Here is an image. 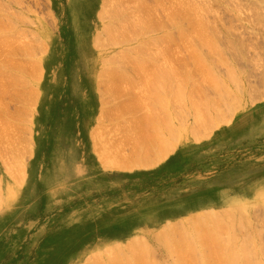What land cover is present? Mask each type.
I'll return each mask as SVG.
<instances>
[{"label":"rangeland","instance_id":"374dc122","mask_svg":"<svg viewBox=\"0 0 264 264\" xmlns=\"http://www.w3.org/2000/svg\"><path fill=\"white\" fill-rule=\"evenodd\" d=\"M144 1L148 3L151 2L150 0ZM193 1H196V3L199 1L201 4L205 1L203 4L204 6H200L202 8L206 6L204 8L205 10H208V8L211 9L212 7V10L205 11L206 13L208 12L206 17H204L205 13L203 11L201 15L203 14L202 18L205 20L204 22L207 21L214 27L217 26V29H221L217 31V29H212L213 27H211V25L210 27H207L209 32L211 30L210 33L207 32L216 36L212 38V35H209L211 40L214 41L215 39L217 45L216 48H212V51L209 50L210 47L207 49V46L203 45V43V48L201 47L202 45L200 46L199 41H196V37L201 38L199 35L200 33L197 31V24H193V29H190V35L187 30L186 32L188 34L183 37H180L177 30L174 29V35L177 42L174 40L171 42L173 44L169 46V49L173 50V52L171 51L172 53L170 52L171 56L174 55L172 56V60L175 59L171 64L172 66L175 64L172 69L178 67L177 69L179 71L183 70L184 76L182 78H179L176 73L174 74L179 79H187L186 89L187 92L191 91V93H187V98H190L189 96L192 95V99L195 98L197 100H192L190 98L192 102L195 100L193 104L187 99L189 101L188 105L187 107H184L187 110H177L179 112H177L175 108L177 107L181 109L182 106L179 105L180 103H173L174 110L177 113H181L178 114V116H175V118V114L173 113L177 130L175 133L177 134L174 132L171 133L170 131V134L168 131L165 133L167 141L169 140L170 142H173V150L170 148L171 151L166 150L167 153L162 152L163 154H158L156 153L158 148L155 150L152 149L154 146L151 147V144H149L150 146L144 144V147H151L150 154L152 151V153L155 152V156L154 154H151V156L153 155V159L157 156V158L154 160L152 159V161L148 160L149 162L147 165V162H145V164H138L137 162L140 161L139 158L135 159L136 161H133L134 157H131L130 154H132V150L135 149V146L133 147V144L130 141V133L128 132L129 134H127V129L129 126H133L131 124L134 123H131L130 121L134 118V121L137 122L147 113L148 110L147 107V110L144 108L146 105H141L142 107L139 105L136 107L133 104L136 98H138L137 100L141 99L140 95L143 93L141 92L140 94V91H143L142 89L144 85L141 86L140 83L145 84L143 81L145 78L141 80L143 82H139L141 75L140 77L139 75L137 76L139 78L135 75L133 78L135 79L136 84L133 82L131 85L129 81V83L125 82L126 84H124L122 81L118 80L119 74L122 73L118 70L119 74H117L118 72L116 71V74L118 75V77H116L117 75L114 72V74H112V70L109 69L111 66H115L113 70L118 67V69L121 68L120 70L123 71L125 68V71H127L126 73H131L132 75L134 72H132L131 69H133L134 66L136 67V64L132 65L134 62H127L131 63V66H125L127 63L123 62L125 65L122 66L125 67H120L122 64L120 58L119 62L121 64L117 62L118 60L116 62L119 65L114 64V62L112 63L121 47L110 44L108 40L109 33L105 35L106 31L105 28H103L104 26L106 27L109 22V19L106 18L108 16L103 15L105 12L104 8H106L109 1L81 0L78 5H80L82 11H80V15L78 14L77 21L75 22L73 12L70 10L71 0H0V5L4 7L0 6V8H3L0 9V17H3L4 15L3 18H0V21L3 22L0 23V26H3L6 21L5 25H7V28L8 26L11 27V33H13L12 35H14L15 38L18 36L20 40L21 37L26 35L25 39H27L23 40L24 38H21L20 41L27 42L28 40L26 43L27 45L33 43L34 45L32 44L33 46L31 47H37L38 44L40 47L42 45L43 49H38V46V50H35L36 47H34V53H37V55L32 56V48L30 47L31 49H28L25 47L24 49L27 48L28 50H25L27 52H25V54L31 53L28 56L23 53V47L24 45L26 46V44H23V47L21 45L23 50L20 51L21 48L17 46L22 44V42H18L19 44L16 43V47L14 45L13 48L15 47L14 50L20 48V50L17 49L15 52L13 49H9L11 47L8 45H11L8 40H11V37L13 38L12 35L9 38L7 37L8 44H5L8 45L9 48H3L5 46H2L3 43L0 45V48H2L0 49V52L3 59L6 57L8 59L9 54H7V52H10L11 54V51H13L11 61H8V64L5 61V64H7L6 66L9 65V62H13L14 66L17 65V68L22 65L25 66L26 69L22 66L21 68L31 70L29 72H32L36 65L34 63L35 65L33 66L32 62L37 60L39 65L43 68L41 77L39 76L38 78L37 76L36 78V76L33 75L35 79L32 78L34 72L30 74L27 71L29 74L28 76L25 74L27 73L26 71H19L21 68H18L19 73H22L25 78V84L26 81H29L31 84L28 82L29 85L26 84L27 87L24 85L21 87L19 86V84H21V81L19 80L20 83L18 84L19 87L17 86V89L12 86L10 88H14V90H8L12 93L5 92L4 90L5 94L3 92V96L1 97L0 95V104L2 103V105H0V110L3 108L0 111V117L3 116L7 118H3L4 120H2V122L8 120L6 122L8 123L11 121L8 123L9 126L5 129L0 121V264H86L89 263V261L92 262H90V264H93V261L94 264H100L101 261H98L102 260L100 259L101 257L105 259V261L104 259L102 260L104 261L103 264L112 263L114 259H116L114 264L121 263L124 261H122L124 255L122 258V255H118V258L117 254H123V251L128 253L130 250L128 251V249H126L127 243L130 241V238L132 239L136 236L139 238L142 236L140 238L142 239L141 241L147 240L148 242H146V245H148L149 248L147 247L145 250L146 256L143 255L144 258L147 257L148 260L149 255L150 257L151 255H155L158 257L154 256L156 259L153 258L155 261L157 260L159 264H165L166 262V264H174V260L178 258V255H175L176 253L174 254L172 252H175L177 247H171L170 250V248H168L170 245H165L161 240L166 236L165 234L162 235V232L164 233L168 231L169 234V230L172 228H167V225H170L171 227L172 225H176V228L182 225L181 230L180 227L179 230H172L169 234L170 236H173V234L175 235L176 233L175 236H177L178 231H187L188 228H192L191 217L193 218L194 215L198 217L200 214H203V211L205 214L207 211H210V209L218 211L219 213H226L228 211L230 213L238 212L240 209H245V212L247 211L248 214L246 215L248 216L247 218H250L249 221L252 219V221H254L252 222L253 225L250 224L251 231H253L254 228L258 231L261 230L254 233V235L259 233L258 235H255L256 243L258 242L257 246L259 248V245H261L262 248L264 247V1L249 0L250 2H245V4L243 2L245 0H209L212 3H209L208 0H203V2H201L202 0ZM240 2L242 5L244 4V6L249 4L247 6L254 8V10L251 9V11L246 6L247 8H244L247 11L244 9L242 12L243 6L241 9V6L238 5L239 8L237 7V4ZM253 2L254 4L255 2L257 3L255 5L256 7L253 6ZM127 3L131 7L135 4L129 2V0L126 2V5ZM131 3L133 5H131ZM250 3L252 4V7ZM5 7H7L8 10L7 8L5 9ZM236 7L243 13H240L238 10L241 17L236 13ZM101 9H104L103 13H100ZM209 11L212 12L209 13ZM98 13L104 16V18L101 19V16ZM257 14L259 16L261 15V17ZM7 16L13 21L12 23ZM23 16L31 21L28 22L22 20L24 18ZM245 19L247 20L245 21ZM21 21H24V23ZM211 21L214 23H211ZM8 22L11 24H7ZM16 23L17 26L13 27ZM105 23L107 24L105 25ZM184 24L186 25L185 22H183V25ZM5 27L6 26H4V28ZM22 30H26V33ZM27 31H29V33ZM14 33L17 35L15 36ZM20 34L21 37L19 36ZM99 35L104 38L102 39V42L103 44L106 43V45L100 46L102 45L100 38L98 39L100 45H97V42H92V48L83 44L84 40L92 39L93 41L96 40V36ZM8 36H10V34ZM107 40L108 42H106ZM11 42L14 44L15 40H11ZM39 42L43 44H39ZM233 43L234 47L238 45L244 50L242 51L244 52V55L242 54L243 58L237 49H234L229 45H233ZM213 44L215 45L216 43ZM195 45L198 46L199 53H197L198 51L196 50ZM218 45L221 48H218ZM99 46L103 48L101 49ZM8 49L9 51H7ZM2 50L3 52L5 50L7 51L6 53H3L4 56L7 55L6 57L2 55ZM191 50H195V52L197 51V54L195 55V52H191ZM221 50H223V56ZM117 51L118 53H116ZM218 51L220 52L216 54L215 52ZM17 52L20 54H17ZM50 52L55 53L56 61L47 71L44 62L47 54ZM190 52L191 54L193 53L194 56L199 54L200 57H202V54L204 60H206L203 61L205 65L204 63L199 64V62H201L200 59L203 60V58L200 57V59L197 57V64L195 63L197 60L196 58L195 60L191 59L193 62L190 61V56H192ZM13 53H16L17 55H14ZM91 53L93 54L91 65L94 71V76H92L93 73L90 76L86 67L87 56ZM110 54L113 55V58L110 57ZM218 54H221V60H225L224 62L219 61L220 59L218 60L217 57L216 61L218 60V62L213 61L215 55L220 57ZM11 56L9 58H11ZM107 56L112 60L111 63ZM194 56H192V58ZM206 56L210 57L207 58ZM2 58L0 59L2 60ZM105 59L109 62L105 61L104 64L102 61ZM247 59H249V62L246 61ZM185 60L189 61L187 62L189 65ZM18 62H21V65ZM149 63L151 65V62H147V64ZM24 64L32 66H26ZM206 64H209L207 67H212L209 71L207 70L209 75L212 74L211 77L215 76L213 71L221 77L220 79L219 76L212 78L214 79V81L211 82L212 84L207 81L209 78L207 71L206 73L205 71L203 72V68L207 69V67H205ZM3 65L4 63L2 64L0 62V70L2 69L1 71L5 72H0V77L3 79H0V83L6 82L11 71L14 72L17 69L16 66V69L12 68L11 70L8 67L5 69L6 66ZM146 65L144 63L145 68L150 67L149 69L151 70V66L147 65L146 67ZM29 67H32V69ZM106 67H109V70L105 71V73L111 72L110 74L116 81L113 80L112 77L110 79L111 81L108 79L110 78L108 76H106L107 80L103 79L105 77H100V73L102 72H100L101 68L106 69ZM179 67L181 69H179ZM177 69L175 72L178 73ZM234 69V72L237 75H231V73L234 74ZM210 70H212V73H210ZM125 71L123 72L125 73ZM15 72H17V70ZM185 72H188L186 77ZM191 72L193 73L192 75ZM183 74L182 72L181 74L178 73V75ZM227 74H229L228 77L230 80L235 79L236 81H239V83L235 82L236 84L238 83V85L235 83L233 84L230 80L228 81V79L225 78L227 77ZM45 75L48 76L46 80L47 82H45L47 91L41 96L40 83ZM97 75H99V77ZM113 75H115V77ZM102 76H104V74H102ZM149 76L153 78L154 75L152 76L151 74ZM236 76H238V78ZM142 77H145V75ZM217 78L218 81H216H222V84L215 82V79ZM175 79L177 78L175 77ZM175 79L174 82H177ZM117 81L120 83H117L119 87L116 86ZM137 81L141 88L139 85L137 86ZM180 81L175 83L174 86ZM194 81H197L195 82L196 85L194 84ZM223 81H225V87H223ZM105 84H109L110 86L115 84L114 86H109L108 88L110 89L107 88L111 93L106 90L107 86ZM191 84L195 87L197 86V88L192 87ZM213 84L216 88L218 87V89H221L222 87L224 91L219 89L217 92L216 88L213 87ZM3 85L5 84L3 83L2 86ZM227 85L232 90H230ZM28 86L30 88H28ZM31 86H35L33 89H37V96L36 99L34 96V99L32 98L33 100H29V102L27 101V98L23 99L24 96H19L18 92H22L24 89L28 92L27 90L31 89ZM236 87H238L237 90ZM189 88H195L193 91L200 90V92L195 91V94V92L189 90ZM213 88H215L214 91ZM1 90L2 89H0V91ZM112 90L115 92H112ZM119 90H123V93H120ZM201 91L203 92L204 98H206V96L209 98L206 102L207 105L204 103V105H197L196 103V101L201 102L204 99L201 95ZM13 92L14 94L17 92L15 96ZM118 92L120 94H118ZM197 93L200 95L198 96ZM240 93L243 94V96ZM218 94L225 96L227 98L226 101L228 100L227 103L225 101L223 102V100H225V97H223L221 102L222 105H218L219 107H217L212 101V99L216 101L218 100ZM226 94H229V96L232 95L231 98L229 99ZM153 95L152 98L154 97ZM250 96L251 98H249ZM198 97H201L202 100L200 99V101ZM221 98L222 97L219 99L221 100ZM127 99L131 102H128ZM24 100L26 101L25 104ZM101 100L106 102H102ZM205 100L203 102H205ZM27 103L28 105H26ZM123 103L124 105H122ZM210 104L213 106L215 105L217 109H220V107L223 110L226 109L224 111L221 109L219 110V112H224L222 113L224 116L221 120L219 119L221 114L219 115V112L215 110V108H212L213 106L210 107ZM228 104L230 108L224 106ZM116 105L120 106L118 111L116 108L118 106ZM201 105H206L208 108H200ZM108 106L111 108L109 109ZM102 107L104 108L102 109ZM124 107L129 109L126 110ZM121 108L124 111L121 110ZM210 108L214 109L215 112ZM197 109L199 110L200 116L202 115V118L213 115V117L206 118V121L213 123L212 126L210 125V128H207V125L203 127V124H206V121H204V123L202 122L203 120H200L203 124L198 121L201 126H199L197 121H192V116L196 118L194 115L196 113L194 112L193 114L191 110L197 111ZM100 110H102V112ZM210 110L214 113H211ZM184 111L187 112L184 113ZM189 111L190 116H188V118L187 115H189ZM205 111L208 113L206 114ZM128 112L131 113H129L131 116ZM216 112L220 117H216ZM184 114L186 115V118H182L188 122L186 124L185 121L182 120L183 124H181L180 127V121L177 122L176 118L181 115L185 116ZM106 116H108V118ZM123 118L124 120H122ZM128 122L131 124L129 123L128 125ZM194 122L198 123V127H195L196 123ZM125 124L126 126H124ZM207 124L209 125V123ZM175 127L171 130L174 131ZM131 128L134 129V127ZM198 128L201 132L198 131ZM167 133L169 135H167ZM174 135L178 137H175V140L177 139L176 141L174 138L170 137H174ZM151 136L152 134L150 132V137ZM127 137H129V139H127ZM123 140L127 142L125 143ZM10 141L12 142L13 147L9 144L11 143ZM112 151H114L115 154H113ZM164 154L165 157H163ZM151 158L152 157L148 159L151 160ZM7 159H9L10 162ZM20 168L22 169L21 172ZM254 209L255 211H253ZM72 223H74V225ZM178 223L182 224L178 225ZM161 229H165V231H162ZM257 236L261 239H258ZM155 238L160 239L158 240L160 242L158 243ZM258 240H260V244ZM118 243L119 247L122 245L121 248H117ZM140 246H142V244H139L137 247L141 248ZM151 248H153L152 250L154 252ZM108 250L115 253L113 256V253H110L109 251L113 258L108 255L109 253L107 252H104V254H107L106 256L103 254V251ZM118 251L119 253H117ZM145 251L143 253H145ZM128 254H125L127 262L131 259V254ZM95 255L99 257L101 255L99 260L97 259L98 257L95 258ZM170 255L175 259H171ZM92 256L97 259L96 262L95 259L93 260ZM168 260L173 263H169ZM160 261L162 263H160Z\"/></svg>","mask_w":264,"mask_h":264},{"label":"bare ground","instance_id":"6f19581e","mask_svg":"<svg viewBox=\"0 0 264 264\" xmlns=\"http://www.w3.org/2000/svg\"><path fill=\"white\" fill-rule=\"evenodd\" d=\"M81 0H71V2H70V6H71V8H70V10L73 12V16H74V19H75V22L77 21V16H78V14L80 13V11H82L81 9H80V5H78L79 4V2H80ZM109 1V3L107 4V6H106V8H104L105 9V12H104V14L103 15H107L108 17H106V18H108L109 19V22H108V24L107 23H105V25H106V27L104 26L103 28H105V35L107 34V33H109L108 35H109V37H108V40H109V42H110V44H114V45H116V46H120L121 47V49L120 50H118L119 51V53H118V51L116 52V53H118L116 56H115V58H114V61H112L111 59H110V57L111 58H113L112 56L113 55H111L109 58H108V56H107V58L108 59H110L109 61H110V63H111V61H112V63L114 62V64H117V62L118 63H120L119 62V58H120V61L122 62V64L120 65V67L122 66V65H125V63H127V62H134V64L132 63V65H135L136 64V67L134 66V68L133 69H131L132 70V72H134L132 75H131V73H126L127 71H125V66H131V63H127L124 67L122 66V68H124L123 69V71H125V73L123 72V71H121L120 69H118V67H116V69H114L113 70V68L115 67H113V66H111L109 69L110 70H112V74H116L117 72H118V70H119V72L120 73H122V74H119V72L117 73V74H119V78H118V80L119 81H122V83H124V84H126L128 81L131 83V85H132V83L134 82L135 84H136V82H135V79L133 78V76H135L136 75V77L139 75V77H140V75H141V77H140V80L139 79H136V80H139V82L143 79V78H145L143 81H144V83L145 84H143V83H140L141 84V86H143V91H140V94H141V92L143 93L142 95H140L141 96V99L140 100H137L138 98H136V97H134V98H136L134 101V105L136 106V107H138L139 105L141 106V105H146L144 108L146 109V107H147V113L142 117V118H140L138 121H137V119H136V121L137 122H135L134 121V118H133V120H131L130 122L132 123V122H134L135 124H137V125H135L134 123H130V122H128V125H129V123L131 124V125H133V126H131V127H134V129L133 128H131L130 126H129V128L127 129V134H129L130 133V136L129 135H127L126 133V135L127 136H129L130 137V141L132 142V144H133V147L135 148V149H133L132 150V154H130V156L131 157H134V159L133 158H131V159H133V161L135 160V159H140V161L139 162H137L138 164L140 163V164H145V162H147L146 164L148 165V162L149 161H152V159H153V155L151 156V154H154V156H155V152L154 153H152L151 152V154H150V149H151V147H153L154 146V148H152V149H157L158 150V152H157V150H156V153H158V154H161L162 152L164 153H167V151L168 150H170V148H172V150H173V142L171 141H167V138H166V132L168 131V133L170 134V132L172 133V132H174L175 133V131L177 132V130H176V127H175V121H174V118H175V116H178V114H181V113H177V112H179V111H177V110H181L182 111V109L183 110H187L186 108H184V107H187V105H188V102L189 101H191L192 102V100L193 99H195V98H193L192 99V95H190L189 97L192 99H190V98H187L188 96H187V93H191V91H189V90H192L193 91V89H195V88H197V86L195 87V86H193V84H191L192 85V87H195V88H189V92H187V89H186V80H184L185 78H183V80L182 79H179V78H182L183 76H184V74H183V70L181 71H179L177 68L178 67H176V69L178 70V73L179 74H181V72H182V74L183 75H178V73L177 72H175V70L176 69H174V71H173V69H172V67L175 65V64H173V66L171 65L172 64V62H174V60H172L173 58H172V56H174V55H172L171 56V54H170V52L172 51L173 52V50L172 49H169V46L171 45V44H173V43H171V42H173L174 40L176 41V38H175V35H174V29H176L177 30V32H178V35L180 36V37H183V36H185V35H187L188 33L186 32L187 30H188V32H189V35H190V29H193V24H197V26H198V29H197V31H198V33H200L199 35L201 36V38L200 37H196V41H199V43H200V46L202 45V43H203V45H206L207 46V49L209 48V50L210 51H212V48H216V45H217V42L215 41V39H214V41L213 40H211V38H210V36L209 35H212L211 37L212 38H214V37H216L215 35H213V34H209L210 32H211V30H210V32H209V29L207 28V27H210V25L211 24H209V22H204L205 20H203V14L201 15V13H202V11L205 13V16L204 17H206V15H208V12L206 13L205 11L207 10H205L204 8L206 7H204V8H202V7H200L201 5L202 6H204L203 4H204V2H203V0L201 1V2H203L202 4L201 3H199V1L196 3V1L194 2L193 0H150L151 2V4L150 3H148V2H146V1H144V0H132V1H130L129 0V2H133V3H135L134 5L131 3V5H133L132 7L131 6H129L128 5V3H127V5H126V2H128V0H108ZM141 1H143V2H141ZM148 1V0H147ZM209 1V0H208ZM211 1H213V0H211ZM249 0H245V1H243L244 2V4H245V2L247 3ZM252 1V0H251ZM264 1V0H263ZM217 2V1H216ZM239 2V1H238ZM242 2V1H241ZM240 2V3H241ZM242 2V3H243ZM250 2V1H249ZM248 2V3H249ZM199 3V4H198ZM208 3V2H207ZM207 3H205V4H207ZM209 3H212V2H210L209 1ZM214 3V2H213ZM237 4V7L239 8V6H241L240 7V9L242 8V6H243V8H242V12L244 11V7H246L247 5H249V4H246L245 6H244V4L242 5V3L241 4ZM1 4V3H0ZM251 4V3H250ZM252 4H254V2L252 3ZM252 4H251V7H252ZM257 3L255 2V4L253 5V6H255ZM210 5V4H209ZM212 5H214V4H212ZM211 5V6H212ZM235 5V4H234ZM239 5V6H238ZM258 5H259V2H258ZM261 5V4H260ZM0 6H2V5H0ZM262 6V5H261ZM3 7V6H2ZM1 7V8H2ZM235 8V9H237V14H238V16H240L241 17V15L238 13V10H239V12L240 13H242L241 11H240V9H238V8ZM248 7V6H247ZM246 7V8H247ZM256 7V6H255ZM260 7V6H259ZM258 7V8H259ZM0 8V9H1ZM4 8V7H3ZM2 8V9H3ZM7 7H5V9H6ZM10 8V7H9ZM13 9V8H12ZM103 9V10H104ZM204 9V10H203ZM248 9H253L254 10V8H250V6L248 7ZM260 9V8H259ZM7 10H8V8H7ZM14 10V9H13ZM102 10V9H101ZM100 10V13L102 12L103 13V10L101 11ZM208 10H212V7H211V9H209L208 8ZM207 10V11H208ZM250 10H249V12H250ZM235 11V10H234ZM245 11H247L246 9H245ZM252 11V10H251ZM257 11V10H256ZM262 11V10H261ZM14 12V11H13ZM12 12V13H13ZM212 12V11H211ZM210 11H209V13H211ZM255 12V11H254ZM11 13V12H10ZM15 13V12H14ZM100 13H98L99 15H100ZM251 13V12H250ZM256 13H258V12H256ZM243 14V13H242ZM244 14H245V12H244ZM260 14V13H259ZM80 15V14H79ZM215 15V14H214ZM246 15V14H245ZM258 15V14H257ZM21 16H22V14H21ZM101 16V17H100ZM100 16H98V17H100L101 19L102 18H104V16H102V15H100ZM255 16V15H254ZM259 16V15H258ZM3 17H4V15H3ZM3 17H0V18H3ZM8 17V16H7ZM13 17H14V15H13ZM18 17V16H17ZM20 17V16H19ZM24 18L22 19V20H26V21H28V22H30L28 19H26V17L25 16H23ZM248 17V16H247ZM259 17H261V15L259 16ZM262 17H263V15H262ZM6 18V17H5ZM9 18V17H8ZM15 18V17H14ZM79 18V17H78ZM245 18V17H244ZM252 18V17H251ZM254 18V17H253ZM10 19V18H9ZM17 19V18H16ZM15 19V20H16ZM19 19V18H18ZM205 19V18H204ZM264 19V18H263ZM1 20H3V19H1ZM7 20V19H6ZM11 20V19H10ZM106 20V19H105ZM104 20V21H105ZM203 20V21H202ZM207 20V19H206ZM247 19H245V21H246ZM20 21V20H19ZM24 21L22 22V23H24ZM100 21H103V20H100ZM210 21V20H209ZM249 21V20H248ZM251 21H252V19H251ZM11 23L13 22L12 20L10 21ZM10 22H8L7 24H11ZM33 22V21H32ZM183 22H185L186 23V25H187V27H186V25L184 24L183 25ZM213 21H211V23H212ZM254 22V21H253ZM261 22V21H260ZM0 23H3V22H1L0 21ZM5 23H6V21L4 22V25L2 26H0V45H2V43H3V45L2 46H4L5 44H8L7 42L8 41H10V43H11V45L10 44H8L9 45V47H11V48H9L8 47V45H5L3 48H5L6 47V49H7V47L9 48V49H13L14 50V48L16 47V43H18V42H22V41H20L21 40V38H24L23 40H26L25 39V36L24 37H21V34L19 35L21 38H20V40H19V37L18 36H16L17 34V30H16V33H14L15 34V36L18 38H15L14 37V35H12L13 33H11V31H12V29H11V27H9L8 26V28H7V25H5ZM15 23V22H14ZM34 23V22H33ZM214 23V22H213ZM257 23V22H256ZM31 24V23H30ZM249 24V23H248ZM259 24V23H258ZM13 25V24H12ZM11 25V26H12ZM250 25V24H249ZM248 25V26H249ZM4 26H6L5 28H4ZM16 27L17 26V23L16 24H14L13 25V27ZM103 26V25H102ZM197 26H196V28H197ZM216 26V25H215ZM2 27V28H1ZM211 27H213L212 29H217L216 27H214L213 25H211ZM258 27V26H257ZM7 28V29H6ZM10 28V29H9ZM20 28H22V27H20ZM255 28V27H254ZM19 29V28H18ZM208 29V30H207ZM21 30V29H20ZM218 30H221V29H217V31ZM19 31V30H18ZM22 31H24V30H22ZM26 31V30H25ZM24 31V32H25ZM209 33H208V32ZM28 33H29V31H27ZM102 32V31H101ZM221 32V31H220ZM20 33V32H19ZM26 33V32H25ZM31 33V32H30ZM102 33H104V32H102ZM193 33V32H192ZM208 33V34H207ZM212 33H213V31H212ZM10 34V36H8ZM196 34V33H195ZM218 34V33H217ZM11 35L13 36V38L11 37ZM23 35V34H22ZM95 35H97V34H95ZM27 36H28V34H27ZM195 36V35H194ZM196 36H197V34H196ZM9 37H11L10 39L11 40H15V42H14V44L11 42V40H8L7 41V39ZM98 37V38H97ZM179 37V38H180ZM220 37V36H219ZM29 38V37H28ZM101 39V42L103 41L102 39H104L103 37H101L100 35L99 36H96V40H98V39ZM202 39V40H200V39ZM18 40V41H17ZM96 40H93L92 41V39H86V40H84L83 41V44H86L88 47L90 46L91 48H92V44L95 42H97V45L99 44V40L98 41H96ZM108 40L106 41V42H108ZM184 40V39H183ZM17 41V42H16ZM105 41V40H104ZM237 41V40H236ZM27 42H28V40H27ZM26 41H23L22 42V44H19V46H17V47H20L21 48V50H20V48L18 49V50H20V51H22L25 47H27L28 49L31 47V46H33L32 44L30 45L29 43V45H27L26 43H27ZM30 42V41H29ZM93 42V43H92ZM100 42V43H101ZM112 42V43H111ZM177 42V41H176ZM41 42H39V44H40ZM92 43V44H91ZM105 43V42H104ZM213 43H216L215 45L213 44ZM23 44H26V46L24 45V47H23ZM41 44H43V43H41ZM198 44V43H197ZM238 44V43H237ZM15 45V47L13 48V46ZM21 45H22V47H23V49H22V47H21ZM44 45H46V44H44ZM97 45H95V46H97ZM100 45V44H99ZM104 45H106V43L105 44H103V42H102V45H100V46H104ZM203 45L201 46L202 48H203ZM214 45V46H213ZM220 45V44H219ZM218 45V46H219ZM232 48H234V49H237V51L239 52V54L241 53V56H242V54L244 55V52H242V51H244L243 49H241V47H239L238 45V47L237 46H235L234 47V43H233V45L232 44H229ZM1 46V47H2ZM39 46V47H38ZM94 46V45H93ZM99 46V48H101ZM174 46V45H173ZM197 45H195V48H196V50L198 51H196L197 53H199L200 51L198 50V46L196 47ZM199 46V47H200ZM206 46H205V48H206ZM217 46V47H218ZM34 47H36V46H34ZM34 47H31L32 48V50H33V48ZM37 47H38V49L39 48H41V50H43L42 49V45H41V47H40V45H38L37 44ZM37 47H36V49L35 50H38L37 49ZM107 47V46H106ZM114 47V46H113ZM194 47V46H193ZM27 48L26 49H24V54H25V50H27ZM30 48V49H31ZM47 48V47H46ZM98 48V47H97ZM103 48V47H102ZM101 48V49H102ZM116 48V47H115ZM192 48V47H191ZM218 48H221L220 46L218 47ZM230 48V47H229ZM0 49H2V48H0ZM9 49L7 50V51H9ZM17 49L16 50H14L15 52L17 51ZM111 49V48H110ZM109 49V50H110ZM192 49H194V48H192ZM233 49V50H234ZM31 50V52H33V54H31V53H28V54H25V55H37V53H34V51L35 50H33L32 51ZM228 50V49H227ZM6 50L4 51L5 53L7 52ZM28 51V50H27ZM108 51V50H107ZM120 51H121V53H120ZM204 51V50H203ZM222 51V56H223V50H221ZM246 51V50H245ZM249 51V50H248ZM3 50H2V55H3ZM12 52L13 51H11V54H10V52L8 53L7 52V54H9V57L12 55ZM19 52V51H18ZM17 52V54H20V53H18ZM29 52H30V50H29ZM92 52H93V50H92ZM95 52V51H94ZM171 52V53H172ZM191 52H195V50H191ZM191 52H190V54H191ZM194 53L195 55L197 54V53ZM220 51H218V52H215L216 54L217 53H219ZM229 52H230V50H229ZM235 52V51H234ZM247 52V51H246ZM27 53V52H26ZM112 53V52H111ZM115 53V54H116ZM188 53H189V51H188ZM214 53V54H215ZM225 53V52H224ZM237 53V52H236ZM14 55H17L16 53H13ZM214 54H213V56H214ZM221 54H218V55H220V57H218V56H216L215 55V59L213 60V61H216V59L218 58V60L219 61H223V60H221L222 59V56H221ZM232 54H233V52H232ZM238 54V53H237ZM237 54H235V55H237ZM238 54V55H239ZM192 56H194L193 55V53L191 54ZM212 55V54H211ZM234 55V56H235ZM246 55V54H245ZM253 55V54H252ZM0 56H1V52H0ZM4 56V55H3ZM7 56V55H6ZM6 56H4V57H6ZM192 56H190V59H189V57H188V59L190 60V61H192L193 59L195 60V58L197 59V57L199 58L200 57V55L198 54L197 56H194L193 58H192ZM201 56L202 57H200V58H203L204 56L201 54ZM212 56V57H213ZM240 56V55H239ZM238 56V57H239ZM240 56V57H241ZM8 57V59H7V57L5 58V59H3L2 58V56L0 57V58H2V60L0 61L2 64L4 63V65L6 66L8 63V61H11V59H12V56H11V58H9ZM92 57H93V54L91 53V54H89L88 56H87V64H86V67H87V70H88V72H89V74H90V76H91V74L93 73V75L92 76H94V71H93V69H92ZM123 59H122V58ZM207 57V56H206ZM210 57V56H209ZM209 57H207V58H209ZM217 57V58H216ZM236 57V56H235ZM237 57V58H238ZM246 57V56H245ZM125 58V59H124ZM187 58V57H186ZM199 58V59H200ZM214 58V57H213ZM242 58H243V56H242ZM256 58V57H255ZM116 59V60H115ZM192 59V60H191ZM227 59V58H226ZM235 59V58H234ZM252 59V58H251ZM102 60V59H101ZM118 60V61H117ZM125 60V61H124ZM218 60L216 61V62H218ZM229 60V59H228ZM228 60H227V62H228ZM249 59H247L246 61H248ZM5 61H6V63L7 64H5ZM35 62H32V64H33V66H34V69H33V71L32 72H34V74H32V78H34V76L33 75H35L36 76V78H37V76H38V78H39V76L41 77V74H42V67H41V65H39V62L37 61V60H34ZM56 61V55H55V53L54 52H50V53H48L47 54V56H46V58H45V62H44V66H45V68H46V70L48 71V69L49 68H51V66H52V64L54 63ZM105 61H108V60H104V61H102L103 63L105 62ZM108 61V62H109ZM117 61V62H116ZM178 61V60H177ZM183 61V60H182ZM186 61V60H185ZM185 61H184V63H185ZM200 61L201 62H199V64H201V63H204L203 61H206V60H204V58H203V60H201L200 59ZM225 61V60H224ZM223 61V62H224ZM230 61V60H229ZM251 61V60H250ZM37 62V63H36ZM116 62V63H115ZM123 62H125L124 64H123ZM147 62H151V65H150V63L149 64H147ZM171 62V63H170ZM181 62V61H180ZM187 62H189L188 60L186 61V63ZM193 62V61H192ZM197 62H198V59L195 61V63L197 64ZM212 62V61H211ZM237 62V61H236ZM249 62V61H248ZM19 63V62H18ZM21 63V62H20ZM19 63V64H20ZM28 63V62H27ZM35 63V64H34ZM144 63H145V65L147 64L148 66H151V70L147 67V65H146V67L147 68H145V66H144ZM183 63V64H184ZM221 63V62H220ZM18 64V65H19ZM105 64V63H104ZM181 64V63H180ZM188 64V63H187ZM191 64V63H190ZM226 64V63H225ZM250 64V63H249ZM3 65V66H4ZM21 65V64H20ZM24 65H26V64H24ZM117 65H119V64H117ZM186 65V64H185ZM189 65V64H188ZM193 65V64H192ZM204 65H205V63H204ZM209 65V64H208ZM207 64H206V66L205 67H207L208 66ZM16 66V68H17V65H15ZM15 66H14V64H13V62H9V65L8 66H6L5 67V69L8 67L9 69H11L12 70V68L13 69H16L15 68ZM22 66V65H21ZM21 66L19 67L18 66V68H21ZM26 66H32V65H26ZM183 66V65H182ZM187 66V65H186ZM191 66V65H190ZM196 66V65H195ZM194 66V67H195ZM211 66H214V65H211ZM227 66H228V64H227ZM226 66V67H227ZM22 67H25V66H22ZM133 67V66H132ZM187 67H189V66H187ZM200 67V66H199ZM204 67V66H203ZM202 67V68H203ZM1 68V67H0ZM18 68L16 69L17 70V72H12L11 71V74L8 76L7 74V76H8V78H7V80H6V82H3L5 85H3L2 86V82L0 83V89H2L1 91H0V95H1V97L3 96V92H4V90H5V92H8V93H10L11 91H13L14 90V88H10V87H12V86H14L16 89H17V86H18V84L20 83V81H21V84H19V86H21V87H23V85L24 86H26V84L27 85H29V81H26V84H25V78H24V76H23V74L22 73H19V71L21 70L22 72H24V71H31V70H25L26 69V67H25V69L24 68H21V69H19V71H18ZM29 68H31L32 69V67H29ZM28 68V69H29ZM107 67H106V69L104 68V69H102L101 68V70H100V77H105V78H103V79H106L107 80V78H106V76H108V77H110V78H108L109 80L111 79V77H112V75L110 74V73H105V71H107V70H109ZM145 68V69H144ZM228 68V67H227ZM231 68V67H230ZM24 69V70H23ZM179 69H181L180 67H179ZM190 69V68H189ZM188 69V70H189ZM197 69H198V67H197ZM204 69V70H203ZM203 69H201V70H203V72L205 71V73H206V71L208 70L209 71V69H212V67H207V69L206 68H203ZM206 69V70H205ZM233 69V68H232ZM2 70V69H1ZM0 70V72H3V73H5L4 71H1ZM185 70V69H184ZM244 70V69H243ZM103 71H104V73H103ZM117 71V72H116ZM130 71V70H129ZM151 71V72H150ZM187 71V70H186ZM195 71V70H194ZM200 71V70H199ZM198 71V72H199ZM208 71H207V74H208ZM211 72L210 73H212V70H210ZM235 71V69L233 70V72ZM242 71V70H241ZM8 72V71H7ZM28 72L27 73H25V74H27L28 76H29V74H28ZM32 72H29L30 74L32 73ZM114 72V73H113ZM189 72V71H188ZM188 72L186 73L185 72V77H186V74H188ZM201 72V71H200ZM229 72H232V71H229ZM229 72H227V73H229ZM240 72V71H239ZM98 73V74H99ZM174 73H176V75L179 77H177ZM213 73L215 74V76H219V74L217 75L214 71H213ZM2 74V73H1ZM8 74H9V72H8ZM102 74H104V76H102ZM106 74V75H105ZM116 74V75H117ZM143 74V75H142ZM152 74V76H153V78H151L149 75H151ZM193 73L191 72V75H192ZM206 74V75H207ZM213 74V75H214ZM240 74V73H239ZM76 75V74H75ZM110 75V76H109ZM145 75V77H142V76H144ZM203 75H205V74H203ZM209 75V74H208ZM207 75V76H208ZM212 75V74H211ZM211 75H209L208 77V80L207 81H209L210 83L212 82V81H214V79H212V78H214V77H211ZM228 75L229 74H227V77H228ZM231 75H237V74H235V72H234V74L233 73H231ZM98 77H99V75H97ZM114 77H115V75H113ZM194 76V75H193ZM202 76V75H201ZM5 77V76H4ZM30 77H31V75H30ZM116 77H118V75L116 76ZM139 77H137V78H139ZM175 77L177 78V79H175ZM189 77H191V76H189ZM196 77V76H195ZM225 77L226 79H228V81L230 80V78L228 77ZM237 78H238V76H236ZM47 78H48V76L47 75H45V76H43V79H42V81H41V83H40V94H41V96H43V94L44 93H46V91H47V89H46V87H45V82H47L46 80H47ZM134 79V81H133V79ZM192 78V77H191ZM190 78V79H191ZM204 78V77H203ZM206 78V77H205ZM211 78V79H210ZM221 77L219 76V79H220ZM234 78H235V76H234ZM0 79H2L1 77H0ZM6 79V78H5ZM31 79V78H30ZM35 79V78H34ZM112 79H113V77H112ZM174 79H175V81H180V80H182V81H180L178 84H176V86H174L175 85V83H177V82H174ZM179 79V80H178ZM189 79V80H190ZM198 79V78H197ZM202 79V78H201ZM200 79V80H201ZM231 79H233V78H231ZM3 80V79H2ZM20 80V81H19ZM113 80H115V79H113ZM112 80V81H113ZM218 81V78L217 79H215V82H217ZM223 80V79H222ZM233 80H235V79H233ZM233 80H230V82L232 81V83L234 84L235 82H238L239 83V81H233ZM111 81V80H110ZM116 81V80H115ZM114 81V82H115ZM119 81H117L116 82V84L119 82ZM124 81V82H123ZM143 81H141V82H143ZM185 81V82H184ZM191 81V80H190ZM189 81V82H190ZM193 81V80H192ZM206 81V80H205ZM29 82V83H28ZM37 82V81H36ZM109 82V81H108ZM126 82V83H125ZM128 82V83H129ZM183 82H184V84H183ZM195 82H197V81H194V84H195ZM199 82V81H198ZM203 82V81H202ZM214 82V83H215ZM229 82V83H230ZM98 83H99V81H98ZM100 83L102 84V82L100 81ZM105 83V82H104ZM103 83V84H104ZM113 83V82H112ZM111 83V84H112ZM137 83H138V81H137ZM191 83V82H190ZM190 83H189V87H190ZM201 83V82H200ZM209 83V84H210ZM217 83H221L222 84V81H219V82H217ZM224 83H225V81H223V87H225L224 86ZM231 83V84H232ZM238 83L236 84V85H238ZM7 84V85H6ZM31 84V83H30ZM118 84H120V83H118ZM118 84L116 85V86H118ZM140 84L138 83L137 84V86L139 85V87L141 88V86H140ZM212 84V83H211ZM216 84V83H215ZM232 84V85H233ZM98 85V84H97ZM106 85V84H105ZM115 85V84H114ZM114 85H111V86H114ZM123 85V84H122ZM134 85V84H133ZM196 85V84H195ZM198 85H199V83H198ZM214 85V84H213ZM213 85H211V86H213ZM217 85V84H216ZM231 85V86H232ZM18 86V87H19ZM107 86V87H106ZM105 87H106V90H108V89H110V88H108L110 85L108 84V85H106ZM110 86V87H111ZM136 86V85H135ZM134 86V87H135ZM210 86V85H209ZM218 86V85H217ZM235 86V85H234ZM239 86H240V84H239ZM238 86V87H239ZM7 87V88H6ZM27 87V86H26ZM32 87V86H31ZM119 87V86H118ZM175 87V88H174ZM213 87H215L216 88V86L214 85ZM220 87V86H219ZM227 87L230 89V90H232L228 85H227ZM238 87H236V90H237V88ZM9 88V89H8ZM28 88H30L29 86H28ZM33 88H35V86L34 87H32L31 89H29V90H27L28 92H26V90L24 89V88H22V89H24V90H22V92H20V94H19V92H18V95L19 96H24V98L23 99H25V98H27V101H32L33 99H34V96H35V99H36V96H37V89H33ZM108 88V89H107ZM112 88H114V87H112ZM111 88V89H112ZM121 88V87H120ZM137 88V87H136ZM201 88V87H200ZM204 88V87H203ZM215 88H213V91L215 90ZM11 89V91H8V90H10ZM21 89V88H20ZM20 89H18V90H20ZM115 89V88H114ZM122 89V88H121ZM138 89V88H137ZM202 89V88H201ZM220 89V88H219ZM218 87L216 88V90H217V92H218ZM221 89H222V87H221ZM220 89V90H221ZM250 89V88H249ZM102 90H103V87H102ZM117 90H118V88H117ZM116 90V91H117ZM123 90H124V87H123ZM123 90H119V92L121 93ZM140 90V89H139ZM205 90V89H204ZM223 90V89H222ZM239 90V89H238ZM100 91H101V89H100ZM108 91H110V90H108ZM107 91V92H108ZM114 90H112V92H113ZM196 92H200V90H195ZM195 91H193V92H195ZM224 91V90H223ZM5 92H4V94H5ZM104 92V91H103ZM115 92V91H114ZM118 92V94H120ZM153 92V93H152ZM196 92H195V94H196ZM239 92H240V90H239ZM249 92V91H248ZM247 92V93H248ZM253 92V91H252ZM264 92V91H263ZM12 93V92H11ZM17 92H15V94H16ZM106 93V92H105ZM109 93V92H108ZM110 93H111V91H110ZM123 93V92H122ZM13 94H14V92H13ZM15 94H14V96H15ZM102 94V93H101ZM117 94V93H116ZM154 94V95H153ZM198 94V93H197ZM205 94V93H204ZM217 94V93H216ZM241 94V93H240ZM250 94V93H249ZM18 95H17V97H18ZM106 95V94H105ZM113 95V94H112ZM111 95V96H112ZM152 95L154 96L153 98H152ZM200 94H198V96H199ZM201 95H202V97L204 96L203 95V92L201 91ZM219 96V98L220 97H222L221 98V100L219 99V98H217L218 100L217 101H219L220 103L222 102V100H223V97H225V96H221L220 94H218ZM223 95H225V94H223ZM227 96H228V98L230 99L231 98V96L232 95H230L229 96V94H226ZM242 96H243V94H241ZM251 95V94H250ZM110 96V95H109ZM206 96V95H205ZM0 97V98H1ZM102 97V96H101ZM195 97V96H194ZM197 97V96H196ZM208 96H206V98H207ZM247 97V96H246ZM11 98V97H10ZM19 98V97H18ZM33 98V99H32ZM199 98V97H198ZM204 98V97H203ZM204 98L203 100L201 99V97L199 98V100L202 102H198V101H196V103H197V105H199V104H206V102L209 100V98ZM249 98H251V96L249 97ZM254 98V97H253ZM252 98V99H253ZM17 99V98H16ZM15 99V100H16ZM20 99V98H19ZM22 99V98H21ZM102 99V98H101ZM175 99V100H174ZM189 101H188V100ZM206 99V100H205ZM226 97H225V100H223V102L225 101L226 103H227V101H226ZM237 99V98H236ZM195 100H197V99H195ZM195 100L192 102L193 104H194V102H195ZM205 100V102H203ZM233 100V99H232ZM14 101V100H13ZM21 101V100H20ZM23 101V100H22ZM25 101V100H24ZM29 101V102H30ZM35 101V100H34ZM102 102H106V101H103V100H101ZM108 101V100H107ZM127 101L128 102H131V101H129V99H127ZM212 101L215 103V105H217V107H219V106H221L222 105V103L220 104L219 102H217L216 100H213L212 99ZM216 101V102H215ZM239 101V100H238ZM253 101V100H252ZM3 102V101H2ZM16 102V101H15ZM175 102V104H179V105H181L180 107H181V109H179V108H175V110L177 111H175L174 110V107H173V103ZM26 103V101L24 102V104ZM196 103H195V105H196ZM210 103H211V101H210ZM216 103H218V104H216ZM232 103H233V101H232ZM4 104V103H3ZM126 104H129V103H126ZM131 104V103H130ZM133 104H131V105H133ZM137 104V105H136ZM203 104V105H204ZM213 104V103H212ZM223 104H225V103H223ZM0 105H2V103L0 104ZM16 105H17V103H16ZM19 105H20V102H19ZM18 105V106H19ZM22 105V104H21ZM26 105H28V103L26 104ZM112 105V104H111ZM122 105H124V103L122 104ZM133 105V106H134ZM207 105V104H206ZM200 106V108L201 107H204L205 109H207L208 107L207 106ZM214 105V106H215ZM219 105V106H218ZM238 105V104H237ZM116 106H118V105H116ZM128 106V105H127ZM133 106H131V107H133ZM209 106V105H208ZM213 105H211L210 104V107H212ZM212 107V108H215V110H217L218 112H219V110L221 109L222 111H224V110H226V109H222L221 107H220V109H217V107L215 106V107ZM224 106H228L227 108H230V106H229V104L228 105H224ZM15 107V106H14ZM22 107V106H21ZM26 107V106H25ZM24 107V108H25ZM101 107V106H100ZM123 107V106H122ZM128 107H130V106H128ZM142 107V106H141ZM152 107V108H151ZM179 107V106H178ZM232 107H233V105H232ZM17 108V107H16ZM19 108V107H18ZM23 108V109H24ZM104 107H102V109H103ZM108 108H109V106H108ZM111 108V107H110ZM109 108V109H110ZM117 108V111H118V109L120 108V106H118V107H116ZM115 108V109H116ZM127 108V107H126ZM125 107H124V109H126ZM191 108V107H190ZM237 108V107H236ZM3 109V108H2ZM1 109V110H2ZM15 109V108H14ZM106 109V108H105ZM109 109H108V111H109ZM113 109V108H112ZM129 109V108H128ZM128 109H126V110H128ZM143 109V108H142ZM144 109V110H145ZM192 109V108H191ZM204 109V110H205ZM211 109V108H210ZM235 109V108H234ZM233 109V110H234ZM0 110V111H1ZM121 110H123L122 108H121ZM135 110V109H134ZM173 110H174V112H173ZM188 110H189V108H188ZM211 110H213L214 111V109H211ZM211 110H210V112H211ZM232 110V109H231ZM5 111V110H4ZM3 111V112H4ZM9 111H10V109H9ZM20 111V110H19ZM101 112H102V110H100ZM107 111V110H106ZM114 111V110H113ZM124 111V110H123ZM136 111V110H135ZM134 111V112H135ZM192 112H193V114H194V112L196 113V114H194L195 116H196V118H194V116H192L193 118H192V121H202V122H204V121H206L207 119L206 118H208V117H213V115H210V116H208V117H206V118H202V115L200 116V113H199V110L197 109V111H194V110H191ZM209 111V110H208ZM211 112V113H214V112ZM228 111H230V110H228ZM6 112V111H5ZM12 112H15V111H12ZM111 112H112V110H111ZM122 112V111H121ZM187 111H184V113H186ZM237 112V111H236ZM9 113V112H8ZM20 113V112H19ZM19 113H18V115H19ZM123 113V112H122ZM125 113H127V112H125ZM130 112H128V114H129ZM173 113L175 114L174 115V118H173ZM189 113V115H187V117L188 116H190V111L188 112ZM187 113V114H188ZM205 113L207 114L208 112L207 111H205ZM222 113H224V112H219L218 114L220 115L221 114V117L217 114V112H216V114L218 115H216V117H220L219 119L221 120V118L224 116V114L222 115ZM13 114V113H12ZM15 114V113H14ZM104 114V113H103ZM102 114V115H103ZM111 114V113H110ZM131 114V113H130ZM129 114V115H130ZM177 114V115H176ZM10 115V114H9ZM21 115V114H20ZM105 115H107V114H105ZM113 115V114H112ZM116 115H117V113H116ZM185 115V114H184ZM192 115V114H191ZM24 116V115H23ZM108 116H109V114H108ZM108 116H106L107 118H108ZM120 116V115H119ZM131 116V115H130ZM136 116H138V115H136ZM180 116V115H179ZM200 116V117H199ZM9 117V116H8ZM11 117V116H10ZM18 117V116H17ZM121 117V116H120ZM123 117V116H122ZM125 117V116H124ZM185 117L186 118V115L185 116H180V117H178V118H176V121L177 122H179V124H180V127H181V124H183V121L182 120H184L183 118ZM198 117V118H197ZM2 118V119H1ZM3 118H5V119H7L6 117H3V116H1L0 117V121L2 122V120H4ZM109 118H110V116H109ZM117 118V117H116ZM115 118V119H116ZM131 118V117H130ZM180 118V119H179ZM182 118V119H181ZM189 118V117H188ZM200 118V119H199ZM202 118V119H201ZM12 119V118H11ZM15 119V118H14ZM17 119V118H16ZM19 119V118H18ZM111 119H112V117H111ZM179 119V120H178ZM191 119V118H190ZM193 119H195V120H193ZM122 120H124V118L122 119ZM187 120V119H186ZM209 120H210V118H209ZM8 121V120H7ZM7 121H3L2 122V124H3V128L5 129V128H7L8 126H9V124L8 123H10V122H8V123H6ZM22 121V120H21ZM25 121V120H24ZM113 121H114V119H113ZM185 121V120H184ZM200 121V123L201 124H203L202 122ZM188 122V121H187ZM187 122L185 121V123L187 124ZM18 123V122H17ZM127 123V122H126ZM194 123H196V122H194ZM199 123V122H198ZM198 123H196V125H195V127L197 126V124ZM199 123V126H201V124ZM205 123V122H204ZM207 123H209V125L207 124ZM7 124V125H6ZM14 124V123H13ZM191 124V123H190ZM212 122L210 123V121H206V124H203V127L205 126V125H207V128L209 127L210 128V125L212 126ZM15 125V124H14ZM20 126V125H19ZM124 126H126V124L124 125ZM174 127H175V130L174 131H172L173 129H174ZM198 127V126H197ZM203 127H202V130H203ZM15 128V127H14ZM19 128V127H18ZM2 129V128H1ZM132 129H133V131H132ZM172 129V130H171ZM195 129V128H194ZM201 129V128H200ZM9 130H11V129H9ZM14 130H16V129H14ZM126 130V129H125ZM170 131V132H169ZM197 131V130H196ZM195 131V132H196ZM198 131H199V128H198ZM9 132V131H8ZM11 132V131H10ZM124 132V131H123ZM129 132V133H128ZM150 132H151V134H152V136L150 137ZM195 132H194V134H195ZM199 132H201V131H199ZM198 132V134L200 135V133ZM4 133H5V131H4ZM167 133V135H169ZM205 133V132H204ZM6 134V133H5ZM10 134V133H9ZM98 134V133H97ZM124 134V133H123ZM175 134H177V133H175ZM2 135V134H1ZM14 135V134H13ZM125 135V136H126ZM197 135V134H196ZM202 135V134H201ZM12 136V135H11ZM11 136H9V137H11ZM178 136V135H177ZM3 137V136H2ZM13 137H15V136H13ZM129 137H127V139H129ZM169 137V136H168ZM171 138H174V140H175V135H174V137H172V136H170ZM195 137V136H194ZM122 138H123V136H122ZM170 138V139H171ZM176 138H178V137H176ZM11 139V138H10ZM201 139V138H200ZM27 140V139H26ZM172 140V139H171ZM177 140V139H176ZM175 140V141H176ZM29 141V140H28ZM124 141V140H123ZM149 141V142H148ZM6 142V141H5ZM11 142V141H10ZM125 142V141H124ZM127 142V141H126ZM125 142V143H126ZM148 142V143H147ZM1 143V142H0ZM123 143V142H122ZM121 143V144H122ZM4 144H6V143H4ZM9 144H11V146H12V142L11 143H9ZM14 144V143H13ZM116 144V143H115ZM128 144H129V141H128ZM131 144V145H132ZM144 144H146V145H149V144H151V147L150 148H148L147 146L146 147H144ZM112 145V144H111ZM123 145V144H122ZM1 146H2V144H1ZM9 146V145H8ZM11 146H9V147H11ZM130 146V145H129ZM150 146V145H149ZM6 147V146H5ZM13 147V146H12ZM111 147V146H110ZM131 147V146H130ZM116 148H117V145H116ZM149 149V150H147V149ZM8 149V148H7ZM102 149V148H101ZM100 149V150H101ZM147 150V151H145V150ZM99 150V151H100ZM114 150H117V149H114ZM131 150V149H130ZM154 150V151H155ZM167 150V151H166ZM121 151V150H120ZM171 151V150H170ZM1 152V151H0ZM113 152V154H115L114 153V151H112ZM126 153V152H125ZM124 153V154H125ZM162 153V154H163ZM169 153V152H168ZM105 154V153H104ZM113 154H112V156H113ZM122 154V153H121ZM129 154V153H128ZM149 154H150V156H149ZM157 154V155H158ZM15 155V154H14ZM123 155V154H122ZM18 156V155H17ZM105 156V155H104ZM124 156V155H123ZM127 156V155H126ZM129 156V155H128ZM149 156V157H148ZM6 157V156H5ZM102 157V156H101ZM106 157V156H105ZM110 157V156H109ZM109 157H107V158H109ZM150 157H152L151 158V160L150 159H148V158H150ZM160 157V156H159ZM163 157H165V154H164V156ZM114 158V157H113ZM112 158V159H113ZM127 158V157H126ZM130 158V157H129ZM129 158H128V160H129ZM155 158H157V156L156 157H154V159ZM153 159V160H154ZM160 159V158H159ZM8 161H9V159H7ZM103 160V159H102ZM110 160V159H109ZM149 160V161H148ZM161 160V159H160ZM116 161H117V159H116ZM118 161H119V159H118ZM123 161H125V160H123ZM131 161V160H130ZM132 161V162H133ZM136 161V160H135ZM2 162H3V160H2ZM10 162V161H9ZM131 162V163H132ZM7 164H9L8 162H6ZM16 163V162H15ZM136 163V162H135ZM4 164V163H3ZM124 164V163H123ZM122 164V165H123ZM134 164V163H133ZM22 165V164H21ZM146 165V166H147ZM152 165V164H151ZM10 166V165H9ZM13 166V165H12ZM144 166V165H143ZM5 167V166H4ZM15 167V166H14ZM16 168V167H15ZM16 171H17V169H16ZM22 171V169L20 168V172ZM14 172V171H13ZM9 174V173H8ZM12 174V173H11ZM20 175V174H19ZM6 177V176H5ZM21 177V176H20ZM3 181V180H2ZM4 183V182H3ZM2 187V186H1ZM1 190V189H0ZM237 209H238V207H237ZM187 210V209H186ZM189 210V209H188ZM206 210V209H205ZM207 211V210H206ZM253 211H255V209L253 210ZM249 212V211H248ZM187 213V212H186ZM189 213V212H188ZM190 214V213H189ZM249 214H250V212H249ZM187 215V214H186ZM185 215V216H186ZM246 215H248L247 214V211L245 212V209H240L238 212H226V213H219L218 211H215V210H211L210 209V211H207L205 214H204V211H203V214L201 215H199L198 217H196L195 215H194V217L192 218L191 216V218H190V220H191V223H192V228H188L187 229V231H178V233H177V236H175L176 235V233H175V235L173 234V236H170L169 234H170V232H172V230H174V231H176L177 229L179 230V228L182 226L180 223H178V225L180 224L181 226L179 227H177L176 228V225H172V227L170 226V225H167V228L168 227H170V228H172V229H170L169 231V234H168V231H166V232H162V235L163 234H165L164 236L166 237H164V239H161L164 243H165V245H167V246H169L168 248H170V250H171V247H177V249H176V251L175 252H172V253H176L175 255H178V258H172V256H171V259H175L174 260V264H175V262H176V264H264V247L262 248L261 247V245H259L260 246V248L257 246V243H256V237H255V235H258V234H255L254 235V233H257L256 231H258V230H255V228H254V230L253 231H251V227H250V224H252V222H254V221H249L250 220V218L248 219L247 217L248 216H246ZM260 215V214H259ZM173 216V215H172ZM171 216V217H172ZM184 216V217H185ZM193 216V215H192ZM256 216V215H255ZM183 217V216H182ZM250 217V216H249ZM177 218V217H176ZM252 218V217H251ZM256 218V217H255ZM147 219V218H146ZM165 219H166V217H165ZM189 219V218H188ZM263 219V218H262ZM148 220V219H147ZM167 220H169V219H167ZM181 220V219H180ZM259 220V219H258ZM182 221H183V219H182ZM177 222H179V221H177ZM251 222V223H250ZM262 222V221H261ZM184 223V222H183ZM73 225H74V223H72ZM76 224V223H75ZM147 224V223H146ZM188 224V223H187ZM263 224V223H262ZM190 225V224H189ZM253 225V224H252ZM143 226V225H142ZM148 226V225H147ZM174 226V227H173ZM187 227H189V226H187ZM176 228V229H175ZM184 228V227H183ZM182 229V227L180 228V230ZM258 229V228H257ZM162 231H165V229L163 230V229H161ZM167 230V229H166ZM263 230V229H262ZM255 231V232H254ZM259 231H261V230H259ZM258 231V232H259ZM167 233V234H166ZM172 234V233H171ZM158 235V234H157ZM74 236V235H73ZM179 236V237H178ZM260 236V235H259ZM259 236H257L258 237V239H261V238H259ZM142 237V236H141ZM140 237V238H141ZM160 237V236H159ZM174 237V238H173ZM139 237H133L132 239L130 238V241L127 243V248L126 249H128V253H130L131 254V259H130V261L128 260V262H127V257L125 258V254H128V253H125L124 251H123V254L122 253H119V251L117 252V253H119V254H117V256L119 255V256H121V258L123 257V255H124V259L122 258V261L123 262H125V260H126V262L125 263H123V262H121V263H116V264H159L158 263V261L156 260H154V258L155 257H158V256H153V255H151V257H150V255H149V258H148V260H147V257H143V255L144 256H146V249H147V247L149 248V246L148 245H146V242H147V240H145V239H143V240H145V241H141L142 239H140ZM145 238V237H144ZM161 238H163V237H161ZM155 239H157L156 241H158V240H160V239H158V238H155ZM259 241V244H260V240H258ZM262 241H263V239H262ZM144 242H145V246H144ZM160 241H158V243H159ZM148 243V242H147ZM167 243V244H166ZM141 245L142 244V246H140L141 248H139V247H137L138 245ZM150 244V243H149ZM161 244H162V242H161ZM169 244V245H168ZM263 244V243H262ZM117 245V244H116ZM163 245V244H162ZM161 246V245H160ZM109 247V246H108ZM122 247V245L119 247V243H118V245H117V248H121ZM151 247V246H150ZM124 248V247H123ZM123 248H122V250H123ZM159 248V247H158ZM262 248V249H261ZM113 249L115 250V248L113 247ZM153 248H151V250H152ZM102 250V249H101ZM100 250V251H101ZM105 250V249H104ZM143 250V251H142ZM149 251H151L150 249H148ZM109 251L110 250H108V251H103V254H104V252H107V253H109ZM121 251V250H120ZM145 251V253H143ZM148 251V252H149ZM153 251V250H152ZM177 251H178V254H177ZM154 252V251H153ZM153 252H152V254H153ZM110 253H113L112 255L114 256V252H111L110 251ZM108 254V255H110L111 256V254ZM181 253V254H180ZM95 254V253H94ZM98 254H99V252H98ZM130 254H128V255H130ZM105 256L107 255V254H104ZM167 255H168V253H167ZM96 257L95 258H97L98 260H99V258L101 257V255H100V257L99 256H97V255H95ZM110 256H108L109 258H111ZM116 256V257H117ZM119 256H118V258H119ZM115 257V258H116ZM129 257V256H128ZM154 257V258H153ZM167 257V256H166ZM92 258H93V256H92ZM91 258V259H92ZM95 258H93V260L95 259ZM107 258V257H106ZM113 258V257H112ZM111 258V259H112ZM117 258V259H118ZM120 258V259H121ZM144 258V259H143ZM152 258H153V260H152ZM170 258V257H169ZM81 259V258H80ZM97 259H95V262L97 261ZM100 259H104L103 257H101ZM110 259V260H111ZM119 259V260H120ZM156 259V258H155ZM170 259V260H171ZM48 260V259H47ZM90 260V259H89ZM102 260H99L98 262H102V264H103V262L105 261V259H104V261H102ZM114 261H116V259H114ZM114 261L112 262L113 264H114ZM118 261V260H117ZM121 261V260H120ZM73 262V261H72ZM90 262L91 261H89V263H86V264H90ZM101 262H100V264H101ZM168 262H169V260H168ZM172 262V261H171ZM171 262H169V263H171ZM92 263V262H91ZM106 263V262H105ZM108 263H109V261H108ZM112 263H109V264H112ZM160 263H162L161 261H160ZM167 263V262H166ZM165 263V264H166ZM173 263V262H172ZM93 264H94V261H93ZM95 264H97V263H95Z\"/></svg>","mask_w":264,"mask_h":264}]
</instances>
